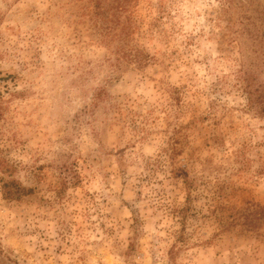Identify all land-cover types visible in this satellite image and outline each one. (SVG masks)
I'll return each mask as SVG.
<instances>
[{"label": "rangeland", "instance_id": "374dc122", "mask_svg": "<svg viewBox=\"0 0 264 264\" xmlns=\"http://www.w3.org/2000/svg\"><path fill=\"white\" fill-rule=\"evenodd\" d=\"M119 1L0 0V264H264V0Z\"/></svg>", "mask_w": 264, "mask_h": 264}, {"label": "trees", "instance_id": "16d2710c", "mask_svg": "<svg viewBox=\"0 0 264 264\" xmlns=\"http://www.w3.org/2000/svg\"><path fill=\"white\" fill-rule=\"evenodd\" d=\"M115 8H120L122 5H121V1H119V0H115ZM250 101H251V104H253V99L251 98L250 99ZM262 110H264V107H263V109Z\"/></svg>", "mask_w": 264, "mask_h": 264}]
</instances>
